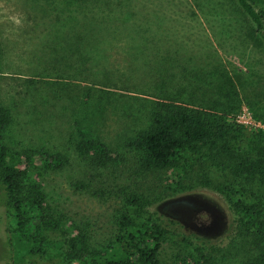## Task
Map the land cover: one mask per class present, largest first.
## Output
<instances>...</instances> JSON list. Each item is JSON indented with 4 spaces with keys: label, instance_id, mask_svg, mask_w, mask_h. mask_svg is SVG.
Segmentation results:
<instances>
[{
    "label": "rangeland",
    "instance_id": "rangeland-1",
    "mask_svg": "<svg viewBox=\"0 0 264 264\" xmlns=\"http://www.w3.org/2000/svg\"><path fill=\"white\" fill-rule=\"evenodd\" d=\"M117 1L125 8L126 22L108 24L114 32L99 38L81 67L77 53L66 54L64 47L82 20H55V6L42 7V0H0V106L10 117L0 137L8 159L22 171L21 181L39 188L56 225H41L36 241L13 246L9 236L17 227L15 211L6 204L0 182V264H68L66 239L75 227L89 235L93 247L106 249V261L120 259L114 252L120 247L128 256L123 264L135 263L136 249L118 231L122 212L128 213L138 240L142 235L152 241L148 232L153 224L163 229L159 264H243L260 257L264 178L246 165L234 170L264 149V42L253 22L235 0ZM249 1L264 10L261 1ZM47 76L81 85L95 80L106 96L94 99L96 106L88 107V117L80 120L81 104L76 116L67 113L68 97L77 88L30 86L28 78ZM190 97L210 121L241 123L239 136L226 137L224 149L217 139L200 143L175 168L141 171L143 152L128 143L150 123L154 103ZM83 139L106 143L111 157L106 169L90 167L80 157ZM25 152L30 157L60 153L68 160L60 168H46L38 160L26 167ZM133 195L147 204L139 210L130 203ZM174 200L202 201L221 210L209 227H198L170 211ZM251 204L260 205L261 217L242 210ZM188 214L211 219L202 212ZM29 245L34 252H28Z\"/></svg>",
    "mask_w": 264,
    "mask_h": 264
},
{
    "label": "trees",
    "instance_id": "trees-1",
    "mask_svg": "<svg viewBox=\"0 0 264 264\" xmlns=\"http://www.w3.org/2000/svg\"><path fill=\"white\" fill-rule=\"evenodd\" d=\"M235 1L253 22L256 34L264 42V10H261V12L257 11L249 0ZM259 1L264 4V0ZM47 5L55 6L56 9L53 10L55 20L64 19L65 17L82 20V28L72 34L74 37L73 41L67 43L64 47L66 54L77 53L79 66L86 59L91 58H88L89 53L87 52L94 48L100 37L106 36V32L108 34L114 32V29L108 24L124 23L127 20V16L123 13L125 8L117 0H63L60 3L58 0H42L41 6L45 7ZM107 5L114 8H110ZM115 7H118V9L115 10ZM47 10L48 8H45L44 13H47ZM59 51L63 52V50ZM44 61L46 62L47 59L45 58ZM92 74L90 72V75ZM93 76L96 77L97 75L93 74ZM47 77L49 78H28L30 86L40 85L43 88L58 86L57 88L62 90L67 87L77 88V93L68 97L70 105L67 113L70 116H76L75 109L80 106L78 104H81L79 109H81L82 114L77 115L80 120L88 117L86 114L88 107L92 106L93 108L96 106L92 102L94 99L106 96V92H101V89L97 87V81L95 80H91L90 85H81L78 82L68 83L62 77ZM81 88L85 90L80 91L82 90ZM205 113L207 111L191 97L186 101H180L175 98L157 100L150 110V123L148 126L139 130L135 139L128 143L133 149L143 152V157L138 164L139 169L148 171L167 166L175 168L178 166L179 160L185 157L184 155L188 151H195L200 143L214 142L217 139L223 142L220 144V148L224 149L227 145L226 137H235L236 134L239 136L243 127L241 123L225 122L224 119L217 120V118L210 121V117L206 116ZM96 116L97 113H94L93 118ZM89 119L91 121L92 117ZM9 122L10 117L7 110L0 106V136ZM258 131L261 132V130ZM256 136H259V133ZM3 138L0 137V182L6 193V204L10 205L15 211L17 227L9 236L11 244L15 246V242H24L25 240H31L30 238H34V241H36L37 235H40L39 229L41 225L45 227H54L56 225L53 224L54 220L43 205L44 197L39 188L34 184H26L21 181L22 171L17 169L13 160L8 159L7 147L2 142ZM78 150L80 157L93 168L106 169V163L111 160L106 149V143L101 140L83 139L78 143ZM258 155L260 156L253 161L246 159L238 163L235 165L234 170L240 172L242 171L240 168L246 165L248 172L254 169L259 173L260 177L264 178V149H258ZM23 156V162L26 167L31 164V161L38 160L46 168H60L68 160L60 153L50 155L45 153L30 157L32 155L29 152H25ZM208 183L209 181H206V184ZM81 186L86 185L82 184ZM217 189L222 190L218 187ZM97 191L95 190L94 192L96 193ZM130 203L138 205L139 210L147 204L146 202H140L139 197L134 195L131 197ZM241 208L253 218H258L262 215V208L258 204L243 205ZM258 226L260 228L264 227V222L261 221ZM153 227V231L148 232L149 236H153L152 241L143 239L142 235L141 239L138 240L128 213L122 212L120 214L118 231L121 233L123 240L131 242L132 247L136 249V254L132 255L135 258V263H133V260H127L128 264H159L157 252L160 245L159 238L163 233V229L156 224H153ZM75 230L76 232L67 236L66 239L69 248L68 264H123L128 257L126 254L119 252L121 251L120 247H115L114 252L120 254V259L111 256L113 258L112 261H106V249L100 250L93 247L87 233L82 232L78 227H75ZM27 250L29 253L34 252L30 245ZM243 264H264V252H262L260 257L245 261Z\"/></svg>",
    "mask_w": 264,
    "mask_h": 264
},
{
    "label": "flooded vegetation",
    "instance_id": "flooded-vegetation-1",
    "mask_svg": "<svg viewBox=\"0 0 264 264\" xmlns=\"http://www.w3.org/2000/svg\"><path fill=\"white\" fill-rule=\"evenodd\" d=\"M172 207H170V211L178 214L181 217H185L186 220H189L188 222H192L198 227H209L211 222L216 218V215L219 216L218 213L215 211L221 210L219 207L211 204V203H204L202 201H194V203H185V202H177L174 200L172 202ZM188 211H192L193 215L196 213H205L210 216L211 219H206V221H203L201 219H198L197 216H193V218H190ZM191 219V220H190Z\"/></svg>",
    "mask_w": 264,
    "mask_h": 264
}]
</instances>
